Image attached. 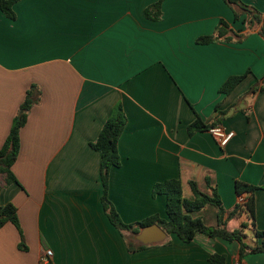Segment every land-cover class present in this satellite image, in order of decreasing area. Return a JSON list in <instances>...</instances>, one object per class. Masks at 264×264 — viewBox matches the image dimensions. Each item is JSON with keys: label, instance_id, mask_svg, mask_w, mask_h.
<instances>
[{"label": "crops", "instance_id": "obj_1", "mask_svg": "<svg viewBox=\"0 0 264 264\" xmlns=\"http://www.w3.org/2000/svg\"><path fill=\"white\" fill-rule=\"evenodd\" d=\"M238 1L264 20V0ZM159 2L160 18L148 19ZM13 11L9 19L0 7V148L34 85L40 101L20 133L17 183L0 176V205L17 208L22 231L0 228V264H38L47 251L49 264H209L214 255L264 264V253L242 258L238 242L202 233L130 253L131 234L104 210L101 155L90 147L121 105L122 165L110 172L108 198L125 224L168 218L156 184L180 180L192 200L195 182L203 194L216 190L229 232L241 230L251 248L264 244V38L249 16L236 19L224 0H19ZM221 21V41L197 43ZM197 118L234 137L222 148L208 131L190 135ZM251 196L254 216L244 206L229 218ZM198 215L219 225L213 206Z\"/></svg>", "mask_w": 264, "mask_h": 264}, {"label": "trees", "instance_id": "obj_2", "mask_svg": "<svg viewBox=\"0 0 264 264\" xmlns=\"http://www.w3.org/2000/svg\"><path fill=\"white\" fill-rule=\"evenodd\" d=\"M19 0H0L2 12L9 19H15L13 6ZM233 10L236 19H239L240 12L246 13L249 16L250 28L259 29V34L264 38V20L260 13L243 4L238 0H224ZM145 16L151 20H158L161 16V2L151 6L145 11ZM227 29V24L221 21L213 35L203 37L197 40L198 44H208L214 41H221ZM244 76L232 77L228 79L221 87L220 92L224 94L230 93L242 80ZM40 101V91L37 86H32L26 94L25 101L20 106L16 117L13 120L10 133L0 148V176H5L6 184L17 183V180L12 172V167L20 154V133L27 123L28 114L32 107ZM126 116L121 105H117L111 117L104 124L98 139L90 143V147L99 152L101 155L100 177L103 183L102 203L104 210L114 227L121 233H130L128 249L130 253L146 249L148 246L137 243L134 236L140 233L141 229L147 226L157 224L168 236L176 235L183 242H191L198 233H202L212 239H223L229 242H238L240 244V255L243 258L248 253H264V244L251 248L244 242L245 236L241 230L229 232L227 225L223 221L226 211L222 201L215 189H212L211 194H203L198 189L195 182H191L194 198L186 199L183 195L182 184L180 180H170L164 183H159L154 186L153 196L164 194L167 197V219L152 216L137 224H125L117 213L116 209L108 198L110 172L113 168H119L122 165L121 156L118 150L119 140L126 126ZM216 125L205 126L199 118L188 128L190 135L196 132L210 131ZM257 188L252 186H239V191H247L254 193ZM213 206L218 210L219 225L217 227L208 226L202 217L198 214L207 206ZM245 206V207H244ZM245 208L254 216V198L250 197L246 204H238L231 212L229 218L234 217L239 210ZM12 223L20 232L21 226L17 216V208L9 203L0 205V228L7 223ZM258 237H264V233L258 232ZM225 258L222 256H212L209 264H223Z\"/></svg>", "mask_w": 264, "mask_h": 264}, {"label": "water", "instance_id": "obj_3", "mask_svg": "<svg viewBox=\"0 0 264 264\" xmlns=\"http://www.w3.org/2000/svg\"><path fill=\"white\" fill-rule=\"evenodd\" d=\"M167 233L157 224L142 228L135 236L137 242L142 245H152L162 243L167 239Z\"/></svg>", "mask_w": 264, "mask_h": 264}, {"label": "built area", "instance_id": "obj_4", "mask_svg": "<svg viewBox=\"0 0 264 264\" xmlns=\"http://www.w3.org/2000/svg\"><path fill=\"white\" fill-rule=\"evenodd\" d=\"M220 147H225L234 137L233 132H226L221 126H216L209 131ZM52 252L47 251L38 264H49Z\"/></svg>", "mask_w": 264, "mask_h": 264}, {"label": "rangeland", "instance_id": "obj_5", "mask_svg": "<svg viewBox=\"0 0 264 264\" xmlns=\"http://www.w3.org/2000/svg\"><path fill=\"white\" fill-rule=\"evenodd\" d=\"M248 235H249V239H250V242H251V240H255V238H254V236L252 235V233H248ZM133 237V236H132Z\"/></svg>", "mask_w": 264, "mask_h": 264}]
</instances>
